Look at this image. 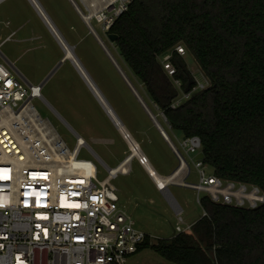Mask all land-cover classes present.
I'll use <instances>...</instances> for the list:
<instances>
[{
	"label": "trees",
	"instance_id": "trees-1",
	"mask_svg": "<svg viewBox=\"0 0 264 264\" xmlns=\"http://www.w3.org/2000/svg\"><path fill=\"white\" fill-rule=\"evenodd\" d=\"M108 34L171 130L198 136L213 175L264 194V0H133ZM182 44L210 81L176 109L177 91L158 57ZM171 62L183 91L195 81L183 57ZM190 229L151 248L174 264H264V204L241 208L204 195ZM137 251V252H138Z\"/></svg>",
	"mask_w": 264,
	"mask_h": 264
},
{
	"label": "built area",
	"instance_id": "built-area-1",
	"mask_svg": "<svg viewBox=\"0 0 264 264\" xmlns=\"http://www.w3.org/2000/svg\"><path fill=\"white\" fill-rule=\"evenodd\" d=\"M3 1L0 0V4ZM132 1L79 0L80 8L70 0L95 39L98 35L93 21L108 34ZM5 26L9 27L10 22L6 21ZM13 35L11 32L3 43ZM174 52L182 57L186 49L177 44L173 50L158 57L163 72L177 91L170 103L171 109L178 108L210 85L201 74L203 82L193 76L195 85L190 91H183L171 62ZM42 88V83L33 84L14 70L13 64L0 51V264H126L147 237L150 238L119 204L117 188L112 181L126 172L114 173L113 167L70 126L68 129L75 137V144L69 147L32 104L34 99L47 104ZM160 133L165 139L166 132ZM124 138L131 147L130 156L135 157L147 172L151 166L148 157L130 137ZM179 147L185 154L193 156L191 161L199 182L185 181L190 169L182 153L173 145L179 162L177 168L185 166L187 170L184 179L174 184L196 191L197 203L200 204L199 194L202 193L214 203L224 205H231L236 194L249 200L251 209L264 204V195L258 198V188L251 186L253 193L246 194L245 184L222 180L213 173L206 175V165L202 159L195 158L202 147L198 136L181 138ZM82 149L93 159L81 157ZM94 160L105 176L97 170ZM152 181L163 193L154 179ZM236 184L241 185L238 191ZM166 201L178 211L167 198ZM239 204L242 208L244 199ZM190 227L191 224H184L180 217L175 234Z\"/></svg>",
	"mask_w": 264,
	"mask_h": 264
},
{
	"label": "rangeland",
	"instance_id": "rangeland-1",
	"mask_svg": "<svg viewBox=\"0 0 264 264\" xmlns=\"http://www.w3.org/2000/svg\"><path fill=\"white\" fill-rule=\"evenodd\" d=\"M38 1L70 47H76L75 56L102 91L122 124L128 129L132 126V129L140 130L139 121L135 119L137 118L136 108L135 105L132 107V103H135L133 99H137L142 105V100L149 113L187 162L190 175L185 181L197 184L199 177L191 161L193 156L185 154L179 147L182 135L169 128L160 110L147 98L143 86L124 63L118 49L108 39V34L103 33L100 26L93 21L92 26L95 32L119 64L126 80L108 57L107 51L88 32L68 0ZM74 1L81 8L79 0ZM6 21L11 24L9 27L5 26ZM11 31H15V34L3 43ZM0 51L24 78L33 84H43L42 96L47 104L40 99H34L32 104L42 118L50 121L69 147L74 146L75 137L68 126L113 168L130 156L131 147L123 133L107 116L76 67L69 60H65L47 78L63 59L64 51L29 0H5L0 4ZM182 57L191 75L203 82L202 72L193 56L186 51ZM133 89L138 96L140 95L141 100L137 98ZM142 145V149L146 152L157 174L169 176L175 173L179 162L172 148L170 150L158 137L151 145L146 142H142L140 146ZM80 156L93 159L85 149L81 150ZM94 161L97 170L105 176L99 163ZM204 168L206 175L212 174L209 167ZM186 172L187 170L184 169L175 182H181ZM112 183L117 188L119 204L131 215L136 226L150 236L151 243L172 237L180 217L184 224H192L203 214L200 204L197 203L196 191L170 184L168 192L176 202V209H178L177 212L174 211L166 201L164 192L157 190L146 170L138 164L135 157L130 160L126 173L119 174ZM240 187L241 185L236 184L235 190L238 191ZM247 188L246 194L253 193L254 189L251 186L247 185ZM199 195L202 197L206 194L200 193ZM257 195L261 199L264 194L259 192ZM235 197L231 206L240 207L239 202L244 199L245 204L242 208H249V200L247 201L240 194H236ZM127 264L174 263L147 247L130 257Z\"/></svg>",
	"mask_w": 264,
	"mask_h": 264
},
{
	"label": "bare ground",
	"instance_id": "bare-ground-1",
	"mask_svg": "<svg viewBox=\"0 0 264 264\" xmlns=\"http://www.w3.org/2000/svg\"><path fill=\"white\" fill-rule=\"evenodd\" d=\"M29 1L33 5V7L36 9V11L40 15V17L42 18L44 23L50 29L52 34L57 39L59 45L61 46V48L64 51V58L66 57L65 60H69L76 67L77 71L79 72V74L81 75V77L83 78L85 83L87 84L88 88L91 90L92 94L97 99L98 103L104 109L105 113L110 118V120L114 123V125L117 127V129L119 131H121L122 133L126 132L125 129L123 128L121 121L119 120L118 116L115 114L114 109L111 108L108 100L105 98V96L99 90V88L94 84V82L92 81V78L89 76V74L83 68L81 63L78 61L77 57L73 54L72 48L67 43L63 42L60 39V36H59L57 29L54 27V24L52 23V21L49 19V17L44 12V9L40 5V3L37 0H29ZM96 40L98 42H102V40L99 38V36H96ZM103 47L107 51L108 57L111 59L113 64L116 66V68L119 70V72L124 77V73L121 70L119 64L115 61L113 55L109 52V50L106 48V46L104 44H103ZM125 80H126V78H125ZM142 103L144 104L143 101H142ZM130 160L124 159L119 165H117L113 168V172L114 173H121V172L125 173L127 171V166L129 164ZM184 169H185V166H180L179 168H177V170L175 169L176 171L173 175H169V176H161V175L157 174V172H155V170L151 166H148V169H147L148 175L150 177H152V179H154V182L157 185H159V188L161 189V191L164 192L168 201L175 208H177V205H176V202L174 201V199L172 198V196L170 195V193L168 192V185L176 183L175 180L182 174Z\"/></svg>",
	"mask_w": 264,
	"mask_h": 264
},
{
	"label": "crops",
	"instance_id": "crops-1",
	"mask_svg": "<svg viewBox=\"0 0 264 264\" xmlns=\"http://www.w3.org/2000/svg\"><path fill=\"white\" fill-rule=\"evenodd\" d=\"M38 1V0H37ZM69 2H70V0H68ZM39 2V1H38ZM70 4H72L71 2H70ZM41 5V4H40ZM45 12V11H44ZM47 15V14H46ZM50 19V18H49ZM82 21V20H81ZM83 23V22H82ZM84 24V23H83ZM11 25V24H10ZM47 26V25H46ZM55 27V26H54ZM86 27V26H85ZM56 28V27H55ZM87 28V27H86ZM57 29V28H56ZM50 30V29H49ZM88 30V29H87ZM58 31V30H57ZM11 32H13L14 34H15V31H11ZM10 32V33H11ZM88 32H89V30H88ZM58 33H59V36H60V39L63 41V42H65V43H67V41L64 39V37L61 35V33L58 31ZM90 33V32H89ZM91 34V33H90ZM92 35V34H91ZM34 38V37H33ZM97 41V40H96ZM98 42V41H97ZM100 43V45L103 47V43L102 42H99ZM68 44V43H67ZM69 45V44H68ZM70 46V45H69ZM104 48V47H103ZM74 49L76 50V47L75 46H73L72 47V52H73V54L74 55H76L75 54V51H74ZM105 49V48H104ZM78 59V58H77ZM111 60V59H110ZM78 61H79V59H78ZM80 62V61H79ZM81 63V62H80ZM81 65H82V63H81ZM83 66V65H82ZM83 68H84V66H83ZM85 69V68H84ZM86 70V69H85ZM86 72L88 73V71L86 70ZM89 74V73H88ZM89 76H90V74H89ZM91 77V76H90ZM92 78V77H91ZM92 81H94V80H92ZM94 84L96 85V83L94 82ZM97 86V85H96ZM98 87V86H97ZM100 90V89H99ZM101 91V90H100ZM102 92V91H101ZM103 94V93H102ZM134 101L133 102H135V103H132V107H134V105H135V108H136V114H137V118H135V119H137L138 121H139V124H140V130H134V129H132V126H131V128L129 127V129L128 128H126L123 124H122V122H121V124H122V126H123V128L125 129V131L128 133V135H129V137L136 143V144H138V146L140 147V149L145 153V155H146V152L142 149V147H143V145L142 146H140V144H142V142L144 143V142H146V143H148V145H151L153 142H154V140H156V138L158 137L159 138V140H161L162 142H164L167 146H168V148L171 150V145L169 144V142H168V140H166V139H164L163 137H162V135H161V133H160V131H159V129L157 128V126H156V124L154 123V121L151 119V117H150V115H149V113L146 111V109L144 108V106H142L141 105V103L136 99H133ZM139 107V108H138ZM143 116H142V115ZM169 137V136H168ZM169 141H170V138H169ZM171 142V141H170ZM171 144H172V142H171ZM173 145V144H172ZM148 174V173H147ZM172 175V174H171ZM149 176V175H148ZM149 178H150V176H149ZM151 179V178H150ZM152 180V179H151ZM153 182V181H152ZM133 256V255H132ZM131 256V257H132ZM129 260V259H128ZM128 262V261H127ZM127 264V263H126Z\"/></svg>",
	"mask_w": 264,
	"mask_h": 264
},
{
	"label": "water",
	"instance_id": "water-1",
	"mask_svg": "<svg viewBox=\"0 0 264 264\" xmlns=\"http://www.w3.org/2000/svg\"><path fill=\"white\" fill-rule=\"evenodd\" d=\"M107 37H108V39L111 41V42H114L115 41V39L117 38V36L116 35H114V34H108L107 35ZM65 59H66V57L64 58L63 57V59H61L60 60V62L58 63V65L55 67V69H53V71L48 75V77L47 78H49L54 72H55V70L65 61ZM15 70V69H14ZM20 74V73H19ZM21 75V74H20ZM22 76V75H21ZM133 92L135 93V95L137 96V98L138 99H140V97L138 96V94L136 93V91L133 89ZM141 100V99H140ZM142 102V101H141ZM142 105L144 106V108L146 109V111H148L147 110V108H146V106L142 103ZM148 113H149V111H148ZM149 115H150V117L152 118V120L154 121V123L156 124V126H157V128L161 131V132H163L164 134H165V132H164V130L160 127V125L156 122V120H155V118L152 116V114H150L149 113ZM123 135L125 136V137H129V135H128V133L127 132H124L123 133ZM165 139L166 140H168V137H167V135L165 134ZM129 141L130 142H132V140L131 139H129ZM169 142V144L171 145V147H173V145L171 144V142L170 141H168ZM132 158V156H129V157H127L126 159H131ZM196 160H200V159H202L203 158V154L200 152L198 155H196ZM173 175V174H172Z\"/></svg>",
	"mask_w": 264,
	"mask_h": 264
}]
</instances>
